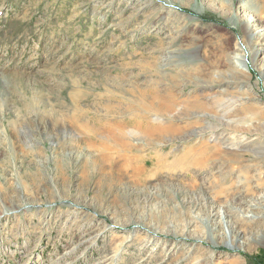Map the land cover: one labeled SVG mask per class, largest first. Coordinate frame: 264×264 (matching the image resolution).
<instances>
[{
    "label": "rangeland",
    "instance_id": "rangeland-1",
    "mask_svg": "<svg viewBox=\"0 0 264 264\" xmlns=\"http://www.w3.org/2000/svg\"><path fill=\"white\" fill-rule=\"evenodd\" d=\"M0 264H264V0H0Z\"/></svg>",
    "mask_w": 264,
    "mask_h": 264
},
{
    "label": "bare ground",
    "instance_id": "bare-ground-1",
    "mask_svg": "<svg viewBox=\"0 0 264 264\" xmlns=\"http://www.w3.org/2000/svg\"><path fill=\"white\" fill-rule=\"evenodd\" d=\"M237 48H239V46H237V47H235V49L234 50H237ZM167 97V96H166ZM153 98L154 99H156V98H158V102H157V104H158V106H157V109H166L167 107L169 108V101H168V99L167 98H163V97H158V95H154L153 94ZM167 99V100H166ZM154 101V100H153ZM167 108V109H168ZM166 109V110H167ZM163 111H165V110H163ZM133 125V124H132ZM149 125V124H148ZM110 128H111V126L110 125H108ZM106 127H107V125H106ZM116 127V126H115ZM117 127H119L118 125H117ZM153 128V130H150V131H147V132H149V133H153L156 129H158L159 127H156V126H151V125H149V128ZM119 129V128H118ZM91 130V129H90ZM106 130V129H105ZM108 130V129H107ZM135 130V129H134ZM109 131H111L110 129H109ZM108 132V131H107ZM106 132V133H107ZM146 133V132H145ZM108 134H110V133H108ZM203 149H206V146H204V147H202V148H200L199 149V152L198 153H200L201 151H203ZM205 158V157H204ZM204 158H202V159H204ZM201 159V160H202ZM200 160V161H201ZM189 161L185 158V159H182V160H180V162H179V165H181L182 166V164H186V163H188ZM202 162V161H201ZM140 171H145L144 169H142V170H140Z\"/></svg>",
    "mask_w": 264,
    "mask_h": 264
}]
</instances>
